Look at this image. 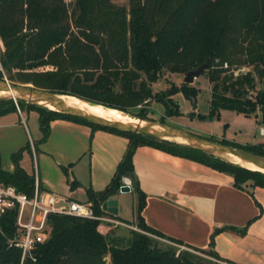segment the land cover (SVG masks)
<instances>
[{
	"label": "trees",
	"instance_id": "trees-1",
	"mask_svg": "<svg viewBox=\"0 0 264 264\" xmlns=\"http://www.w3.org/2000/svg\"><path fill=\"white\" fill-rule=\"evenodd\" d=\"M126 1L127 7L110 0H0V80L4 74L11 84H30L119 112L154 100L164 107L166 115L175 116L177 105L169 96L180 92L186 101L192 100L196 88L182 83L171 87L166 97L152 94L150 84L162 72L185 75L207 61L208 116L225 109L254 119L258 114L264 123V0ZM15 105L19 111L36 113L38 142H44L48 123L56 119L127 139L107 185L98 191L86 188L85 193L96 215L115 218L99 205L117 193L121 180L127 178L135 196V224L143 230L115 235L111 229L101 232L95 219L48 215L47 236L33 249L35 259L26 258L22 264H105L106 255L109 264H220L212 249L213 235L225 229L242 235L246 225L212 229L207 250L183 245L207 257L177 250L144 232L182 245L179 239L163 235L141 219L144 193L137 187L131 163L133 151L140 146L227 174L234 188L241 189L245 183L264 188V174L213 155L144 135L104 129L23 101L0 100V117L16 113ZM144 113L140 108L134 116L144 118ZM218 143L264 157L262 143L240 147L224 140ZM25 151H29L28 143L9 155L12 169L0 168V182L31 195L33 175L20 166ZM62 172L65 174L64 169ZM75 185L72 181L68 188ZM12 220V212L0 219V264L19 263V250L6 243L14 229Z\"/></svg>",
	"mask_w": 264,
	"mask_h": 264
},
{
	"label": "crops",
	"instance_id": "crops-1",
	"mask_svg": "<svg viewBox=\"0 0 264 264\" xmlns=\"http://www.w3.org/2000/svg\"><path fill=\"white\" fill-rule=\"evenodd\" d=\"M20 116L9 113L0 117L2 134L11 131L13 135L1 140L0 154L4 151L12 154L25 145H22L24 127L19 122ZM48 125L38 157L43 164H53L59 175L56 179L44 175L37 181L39 190L88 202L86 188L98 191L107 185L122 158L127 139L62 119L50 121ZM131 163L137 187L144 193L140 216L146 225L167 237L179 239L182 245L201 249L207 247L212 229L225 226L239 229L246 225L242 235L229 229L213 235L212 249L220 258L217 261L220 264H264V188L250 184L234 188L227 174L147 146L133 151ZM11 169L9 163L7 170ZM72 181L76 185L69 189ZM124 192L111 196L116 200V215ZM126 192L134 195L131 188ZM134 203L135 196L129 217L113 218L129 224Z\"/></svg>",
	"mask_w": 264,
	"mask_h": 264
},
{
	"label": "rangeland",
	"instance_id": "rangeland-1",
	"mask_svg": "<svg viewBox=\"0 0 264 264\" xmlns=\"http://www.w3.org/2000/svg\"><path fill=\"white\" fill-rule=\"evenodd\" d=\"M66 3L69 0H64ZM110 2L116 6H124L127 7L126 0H110ZM1 72V69H0ZM2 73V72H1ZM3 78L6 79V76L2 74ZM184 78L183 74H174L168 72H162L161 75L155 80L154 83L150 84V89L152 94L159 95H167L168 91L171 87H180L182 85V80ZM8 81V80H7ZM9 82V81H8ZM11 83V82H9ZM15 85H21L16 82H12ZM30 85V84H29ZM192 87L196 88V94L192 100L186 101L180 92H175L170 97L171 103H175L177 105V114L174 116H168L164 112V107L159 104L157 101L150 100L146 102L144 105H140L135 107V109L129 110V112H119L115 109V113H121L126 118H131L132 120H140L142 122H160L161 124L168 127H175L184 132L192 133L202 138H212L215 141H227L228 143L233 144L234 146H244V145H255L250 144L256 141V143H262L264 145V136L258 135V129L260 127H264V123H261L260 116L257 114L256 118L245 117L241 114H236L229 110H219L214 115L208 116L209 112V85L204 77V74L200 77H196L192 80ZM256 88H259L256 85ZM167 92V93H166ZM167 97V96H166ZM81 101V100H80ZM83 102V101H82ZM85 103V102H84ZM98 106V105H96ZM16 107V105L14 106ZM142 109L145 111L144 118H137L134 116L135 113L138 112V109ZM17 109V108H16ZM110 109V108H108ZM175 110V109H173ZM19 111V109H18ZM117 111V112H116ZM17 113V112H16ZM18 114V113H17ZM21 114L19 122L24 127V136L22 137L23 144L28 143L29 151L24 152L21 157L20 166L27 174L36 175L37 181H41V178L44 175H47L50 179H56L57 175H59L58 170L55 168L53 164H43L41 158L38 157L39 150L41 148V143L39 140V125L37 123V115L33 111H29L23 109L19 111ZM116 115V114H115ZM134 120V121H135ZM136 122V121H135ZM7 136H13L12 132L3 133L0 130V143L1 140L7 138ZM10 152L4 151L0 154V168L3 170H7L9 166V156ZM47 162L49 160L47 159ZM59 171L60 168H58ZM45 173V174H44ZM125 178V177H124ZM123 178V179H124ZM127 179V178H126ZM128 180V179H127ZM129 182V180H128ZM247 184V183H245ZM130 187V182H129ZM134 200V195L128 192H124L119 200L120 209L116 216L119 217H129L131 211V203ZM129 224L125 225H117V226H108L103 225L98 227L101 232H107L109 229L114 231L115 235H127L130 230L142 232L140 230L134 220V213L132 218L128 220ZM149 237L156 239L157 241L166 242L174 246L177 250H187L189 252L197 253L203 257H207L204 254H201L197 251L190 250L187 247L181 244H174L170 241H167L165 238L156 237L152 233L144 231ZM181 246V247H180ZM208 247L204 248L207 250ZM209 258V257H208ZM211 258V257H210ZM105 264H109V257L106 255L104 257Z\"/></svg>",
	"mask_w": 264,
	"mask_h": 264
},
{
	"label": "water",
	"instance_id": "water-1",
	"mask_svg": "<svg viewBox=\"0 0 264 264\" xmlns=\"http://www.w3.org/2000/svg\"><path fill=\"white\" fill-rule=\"evenodd\" d=\"M207 61L194 70L188 71L184 75L182 83L191 84L192 80L204 74ZM0 100L11 99L12 101H23L37 107L45 108L48 111L57 112L69 117L82 119L87 123L94 124L104 129H111L120 133H130L133 135H144L161 141L175 143L177 145L196 149L204 154L213 155L221 160H225L238 167H243L253 172L264 174V157L253 155L243 150L230 148L218 142L198 137L192 133L184 132L175 127H168L160 122H142L135 120L132 122H118L108 118L99 117L84 109L67 104L60 94H53L41 89H35L29 84L15 85L6 79L0 80ZM125 184L119 187L120 192L129 191ZM100 209L111 215H116L117 205L114 198H108L100 203Z\"/></svg>",
	"mask_w": 264,
	"mask_h": 264
},
{
	"label": "built area",
	"instance_id": "built-area-1",
	"mask_svg": "<svg viewBox=\"0 0 264 264\" xmlns=\"http://www.w3.org/2000/svg\"><path fill=\"white\" fill-rule=\"evenodd\" d=\"M16 112L19 114L18 109ZM258 135L264 136V127L258 129ZM121 181V185L125 184L129 188L126 178ZM8 212H12L14 229L6 239V243L8 247L12 246L19 250L18 264H22L26 258L32 261L35 259L33 249L47 236L45 220L48 215L95 219L99 222L98 227L108 226V224L110 226L125 225L109 215H96L89 202H79L66 195L39 190L36 175H33L31 195L0 182V219Z\"/></svg>",
	"mask_w": 264,
	"mask_h": 264
},
{
	"label": "bare ground",
	"instance_id": "bare-ground-1",
	"mask_svg": "<svg viewBox=\"0 0 264 264\" xmlns=\"http://www.w3.org/2000/svg\"><path fill=\"white\" fill-rule=\"evenodd\" d=\"M2 94V93H0ZM62 99L69 105H73L76 107H79L81 109H84L92 114H95L99 117H103V118H108L114 121H118V122H132V123H136L134 120H132L131 118H126L124 115H122L121 113H115L113 109H108V108H103L100 106H96V105H88L80 100H78L75 97H69V96H62ZM117 112V111H116ZM116 114V115H115Z\"/></svg>",
	"mask_w": 264,
	"mask_h": 264
}]
</instances>
